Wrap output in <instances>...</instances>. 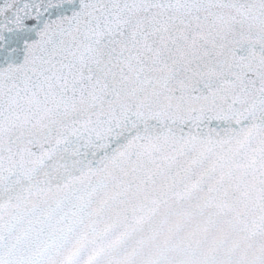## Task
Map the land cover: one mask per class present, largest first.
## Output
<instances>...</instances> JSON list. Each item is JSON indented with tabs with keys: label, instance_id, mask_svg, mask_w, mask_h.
Returning a JSON list of instances; mask_svg holds the SVG:
<instances>
[{
	"label": "snow or ice",
	"instance_id": "1",
	"mask_svg": "<svg viewBox=\"0 0 264 264\" xmlns=\"http://www.w3.org/2000/svg\"><path fill=\"white\" fill-rule=\"evenodd\" d=\"M0 264H264V0H0Z\"/></svg>",
	"mask_w": 264,
	"mask_h": 264
}]
</instances>
